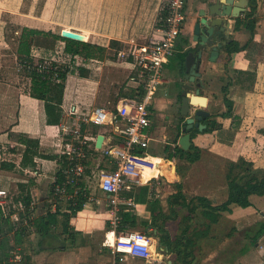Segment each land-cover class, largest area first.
I'll use <instances>...</instances> for the list:
<instances>
[{
  "label": "crops",
  "instance_id": "1",
  "mask_svg": "<svg viewBox=\"0 0 264 264\" xmlns=\"http://www.w3.org/2000/svg\"><path fill=\"white\" fill-rule=\"evenodd\" d=\"M161 1L65 0L66 15L70 11L71 14H76L77 18L70 20L71 23H66L64 29L84 34V41L104 46L106 53L102 59L70 56L76 59L74 62L82 68L81 74L78 75L76 71L73 75L70 74L72 82H68V78L65 80L63 112L60 123L56 126L59 137L44 131L46 126L42 102L29 94V80H25L24 71L17 67V47L11 52L10 45L4 38L2 16L8 8L2 7L0 2V151L5 143L17 145V151L11 153L18 156L17 160L2 161L13 166L1 167L12 172L1 174L0 187L8 191V196L9 193H16L18 207L15 208L9 203L5 205L0 223V241L6 236L10 246H17L24 264H89L90 261L95 264L97 255L103 257L102 243L108 237L110 229L113 230L114 212L112 206H108V195L101 190L99 195L89 192L83 207L72 213L68 199L73 194L69 193L68 197L57 199L51 191L56 171L60 167L59 159L63 157L58 151L70 138L64 134L62 125L66 124L71 128L76 123L83 122L87 126L83 135L88 140V156L84 161V174L79 179L83 182L82 187L89 191L86 178L91 173L98 174L100 169L115 168V163L102 154L101 147L108 143L109 139L115 143L120 140L112 136L109 124L85 122L82 119L97 106L114 109L120 98L131 96V88H136L135 82L130 79L134 69L132 53L145 46L151 35L155 34ZM208 2L209 0H186L185 21L176 40L177 45L183 46L184 50H197V36L193 33V26L200 18L199 11L207 9ZM247 9L248 5L237 17L244 16ZM237 17L229 18V29L223 39L226 44L235 39L240 45L247 44L246 47L233 52L227 66L223 62L226 44L211 59L208 51L202 53L199 72L204 84L201 96L205 99L202 104H192L190 108V114L197 108H204L209 112L207 116L215 118L221 125L211 131L198 129L193 133L191 142L208 149L219 160H237L242 155L264 160V0H257V21L251 39L245 26L241 25L239 29H235ZM13 19L22 27H38L34 19L18 16H13ZM184 38L188 39V44L184 43ZM178 48L176 49L180 51ZM11 53L15 56L11 57ZM176 53L165 60L162 82L154 91L149 104L152 120L150 131L153 138L151 146L145 152L150 161L157 159L159 166L161 165L158 170L163 174L166 172L163 168L167 153L178 144L179 136L183 133L180 131L181 122L184 120L180 115V106L182 90L184 85L189 83L185 77L186 57L184 64H180ZM93 72L97 74V78L90 77ZM228 81V95L234 102L232 118L218 115L225 110L222 87ZM191 84L190 92H193L194 82ZM67 101L71 102L69 108ZM201 122L206 123L204 117ZM15 134L39 138V150L47 154H57V157H34L31 162L25 163V145L13 137ZM99 134L104 136L101 147L96 146ZM178 160L173 161L176 164ZM159 183L156 176L146 183L150 190H153L154 197ZM10 189H15L16 192ZM254 196L256 195H251L250 199ZM26 197L30 202L28 214L24 210L25 202L22 200ZM9 198L7 197V202ZM103 205L107 208L103 209ZM20 206L22 208H19ZM132 206L139 216L149 217L144 203L134 202ZM48 209L57 214L54 221L48 224V229H44L41 228L40 218ZM97 246L100 247V252L97 251L100 254L94 249Z\"/></svg>",
  "mask_w": 264,
  "mask_h": 264
},
{
  "label": "trees",
  "instance_id": "2",
  "mask_svg": "<svg viewBox=\"0 0 264 264\" xmlns=\"http://www.w3.org/2000/svg\"><path fill=\"white\" fill-rule=\"evenodd\" d=\"M257 0H249L248 9L246 10L244 16L237 17L235 21V29H239L241 25L245 26L250 32V39L253 37L255 32V25L257 21L256 17ZM36 35L51 36L57 40L63 41V51L71 56H80L82 58H99L105 57L106 48L102 45L92 43L90 41H84V34L72 31L73 37H78L83 40H77L62 36L60 34L52 33L50 31L32 28L28 26L21 27V31L18 36L17 45V55L19 63L22 64V70L30 78L29 94L39 99L42 102V109L45 119V133L58 136L59 131L56 126L59 125L62 117V102L65 88V80L69 67L65 64H59L52 61L53 66H56L57 76L52 79L53 71L41 70L37 67L38 63L41 62V58H34L31 54V42ZM184 43L188 44L187 38H184ZM247 44L240 45L235 39H231L225 46V54L223 58L224 65L227 66L231 59V54L236 51L242 50ZM179 46L176 43V48ZM181 47V48H180ZM176 50V56L179 58V63L184 64V59L191 48L183 49L180 46ZM183 49V50H182ZM136 89L131 88L132 94L134 96ZM140 91L139 95L143 93L141 87H138ZM229 81L222 87L223 101L225 104V110L220 112L218 115L225 118H232L234 111V102L228 95ZM206 127L202 131H211L217 127H220V123L209 116L204 117ZM86 124L80 123L81 135L86 129ZM198 131V127L191 129V137L193 133ZM18 142L25 145V150L23 153L24 162H31L34 157L54 159L57 154H47L39 150V138L30 137L24 134H15L13 136ZM176 141V137H175ZM168 147L166 146V149ZM193 142H191L190 147L187 150L181 148L179 144H175L170 151L167 153V158L164 162L163 170L166 171L164 174L165 180L174 187L175 191L171 193L166 201L169 207V213H165L160 206L159 200L154 197L153 190L151 191L147 184H142L141 186H132L129 190H124L120 192V199H131L133 202L144 203L147 210L149 211V217L144 218L139 216L134 210L133 206L119 203L116 215L118 217V223L115 228V232L125 231L129 227L135 228L137 226H142L147 229L149 234L151 228L155 229L153 235L158 240V247H164L166 252H171L176 256L177 264H191L192 258L195 253L193 250V245L195 243L196 237H202L207 235L210 230L211 223H217L222 216L223 212L230 211V205L234 204L240 207H248L252 205L250 199L251 195L264 196V175H250L246 178V174H239L237 170H248L245 165L251 162L239 157L237 160H226L228 165V170L224 174V185L226 197L218 203L212 202L213 199L200 193V188L205 178H196L197 184L193 179L188 178L193 173L194 176L202 175L204 172H208L214 177H218L220 171L219 160L215 157L209 150H203ZM168 150V149H167ZM141 151V150H140ZM140 151L138 153H140ZM174 159L185 160L187 165L182 170L181 167L173 161ZM218 161V162H217ZM65 156L60 157L59 165L55 174V180L51 185V191L54 196L55 185L61 184L65 180L63 174V168L66 166ZM215 164V165H214ZM2 167H12L13 164H8L6 162H1ZM248 166V165H247ZM194 184H193V183ZM193 184V186L190 185ZM83 182L79 179L76 184L67 185V193L73 194L68 199V206L72 213L83 207L84 202L87 200L89 191L82 187ZM224 186L220 184L218 188L223 189ZM29 198L22 199L24 204V210L28 214L30 208ZM179 205L187 210V214L184 215L183 221L190 219L195 210L200 211L202 218L204 219L205 226L201 229L195 228L191 231L189 224L182 228L180 235L172 237L167 226L166 219L170 218L171 214L176 215L175 207ZM57 212H50L48 209L45 214H42L40 218V224L44 229H48V224L54 221V216ZM65 216V214H64ZM67 216V215H66ZM3 214L2 208L0 206V223L2 222ZM264 233V220L256 222L255 229L248 232L251 236L250 241L240 248L242 254L248 253L253 247L254 243L260 235ZM0 235H2V229L0 227ZM18 237H16V242ZM15 242V243H16ZM12 245H9V240L6 236L0 241V263H6L8 261V255ZM250 249V250H249ZM232 261V260H231ZM224 263V264H228Z\"/></svg>",
  "mask_w": 264,
  "mask_h": 264
},
{
  "label": "rangeland",
  "instance_id": "3",
  "mask_svg": "<svg viewBox=\"0 0 264 264\" xmlns=\"http://www.w3.org/2000/svg\"><path fill=\"white\" fill-rule=\"evenodd\" d=\"M0 2H2V7L8 8V10L3 13L4 16H2V21L4 38L8 42V45H10V51L16 50L15 48L18 45V36L22 27L19 22L14 19L12 20L13 16H18L19 18L23 19H34L37 21L36 25H38V27L34 28L50 31L52 33L60 35H62L64 25L66 23H71L70 20L77 18V15L71 14L70 11L68 12V15H66L65 0H0ZM31 43V54L34 58H41L40 63L48 60H53L54 62L65 64L69 67L70 71L66 76V78H68V82H72L71 75H73L75 71L78 75L79 73L81 74V65H76V63L74 62V60L76 59H72L70 57L71 55L64 53L63 41L57 40L51 36L36 35L34 36ZM10 55H12V53ZM14 56L15 55L13 54L11 57ZM16 62L18 63L17 67H19L20 71L23 72L22 66L19 65L20 63L18 55ZM25 75V80L27 82L29 80V84L27 85V88L29 89L30 78L27 74ZM90 77L97 78V74L93 72ZM70 103L71 102L67 101L68 108L71 106ZM149 146H151V143ZM16 147L17 145L5 143L3 150L0 151V163L6 160H17L18 156L13 155L17 151ZM12 149L14 150L12 151ZM203 150L208 151V149L206 148H204ZM11 152L14 153L12 154ZM210 152L208 151V153ZM212 154L214 155V153ZM239 157L251 162L250 165L249 163L245 165L246 167H248V170H237L240 175L246 174V178L250 175H264L263 159L257 160L246 155H242ZM219 161L220 162L218 170L220 171V174L218 175V177H214L211 174H208V172H204L202 175L198 176H194L192 173L191 176H188V178L193 179L195 184H197L196 178H205L204 182L201 185L200 193L213 199L212 202L214 203H218L226 197L224 174L228 170V165L226 163V160ZM177 163L181 167V169L185 170L186 172V169H184V167L187 165V162L185 160L181 161L179 159ZM158 166L159 164L157 161L156 167H153V174H155L153 176H156V178L159 179L160 183L157 187L158 191L156 192L155 198L159 200L160 206L163 211L165 213H169V207L166 198L173 192L174 187L169 186L168 182L165 180L164 174L158 170ZM1 167L2 166L0 165V178L2 177V173L5 174L6 172H12L10 169H3ZM86 179L88 187L90 188L89 192L92 195H99V190L101 189L98 187L96 174L91 173ZM192 183H190L191 186H193L194 184ZM220 184L224 186L223 189L218 188ZM135 186L141 185L137 184ZM0 189L3 188L0 187ZM13 192H16V190L14 189ZM7 197H10L8 202ZM0 201H2V203L0 204L2 208V214L4 213L3 210L5 205H8V203L13 204L15 208L18 207L16 201V193H9L8 196V191H6V196L4 197V199L0 198ZM251 201L252 205L248 207H240L234 204L230 205V211L223 212L217 223L210 224V230L207 235L196 237L195 243L193 245L195 255L192 258L191 264H224L227 262H229L228 264H264V233L258 237L254 245H252V249H249L250 251L248 253L242 254L241 252H239L240 248H242L243 245L247 244L251 239V236L248 235V232H251V230L255 229L256 222L264 220V196L260 197L256 195ZM109 204V207L112 206L110 202ZM136 204H139V202H136ZM19 208L22 207L20 206ZM102 208L105 209L107 207L106 205H103ZM175 209L176 215L171 214L170 218H167L165 222L172 237L180 235L182 228L187 224H189L191 231H193L195 228L201 229L205 226L206 221H204V219L202 218L199 209L195 210L192 217L185 221H183V217L187 214L186 208L177 205ZM131 231L147 232L148 230L142 226H137L135 228L129 227L127 230L120 232L129 233ZM150 231L152 232V234L150 235L154 239V246L152 245L151 248L153 260H144L128 255L117 256L116 254H114L112 245L113 238L117 234V232L110 229L109 233H107L108 237L104 239V243H102L101 246V248L103 249L101 252L103 257L101 256L100 258L98 255L96 256L95 253V264H177L175 261L176 256L173 253L166 252V250H164V247H158V240L153 235V231L155 232V229L151 228ZM94 249L97 252L100 247L97 246ZM98 252L97 254H100ZM90 258L92 259L93 256L91 255ZM85 264H88V262H86ZM89 264H91V261L89 262Z\"/></svg>",
  "mask_w": 264,
  "mask_h": 264
},
{
  "label": "built area",
  "instance_id": "4",
  "mask_svg": "<svg viewBox=\"0 0 264 264\" xmlns=\"http://www.w3.org/2000/svg\"><path fill=\"white\" fill-rule=\"evenodd\" d=\"M185 5L186 0H162L158 8L155 34L151 35L145 46L137 48L132 53L134 69L130 79L136 84L135 95L120 98L114 109L97 106L86 118L82 119L85 122L109 124L112 136L120 140L115 143L109 139L108 143L101 147L102 154L115 163V168L100 169L96 174L98 187L108 195V200L112 205L114 212L112 229L114 231L118 223L116 215L118 204L134 205L131 199L121 200L120 192L129 190L137 184L148 183L155 177L151 175L146 181L141 180V175L146 168L143 159L150 158L145 150L153 138L150 131L152 120L149 104L154 91L162 82L165 60L173 56L177 50L176 40L185 21ZM52 61H44L37 67L41 70H52V79H54L57 76L55 72L57 67L53 66ZM19 65L22 66V64ZM138 87L143 90L141 95L138 94L140 91ZM62 130L70 138L58 151L60 155L65 156L67 163L63 168L65 180L55 185L54 193L57 199L69 196L67 185L78 183L79 178L84 174V161L88 156L86 149L88 140L86 136L81 135L80 122L71 128L64 124ZM5 196L6 190L0 189V198L4 199ZM118 233L114 236L112 245L114 254L153 260L151 248L152 245L154 246L152 244L154 239L148 232ZM4 264H24L17 246L12 245L8 261Z\"/></svg>",
  "mask_w": 264,
  "mask_h": 264
},
{
  "label": "water",
  "instance_id": "5",
  "mask_svg": "<svg viewBox=\"0 0 264 264\" xmlns=\"http://www.w3.org/2000/svg\"><path fill=\"white\" fill-rule=\"evenodd\" d=\"M249 0H209L207 9L199 11L200 18L194 23L193 33L197 36V50H191L187 53L185 59L186 74L189 83L184 85L182 90L180 115L184 117L181 122L178 144L182 149L187 150L191 145V129L198 127L203 130L206 124L202 123L203 117L209 112L200 107L190 114L192 104H202L204 97L201 96V89L204 86L199 72V61L204 51L209 52V58H213L219 53L220 48L226 44V30L229 29V18H236L246 9ZM62 36L83 40L72 36V31L64 29ZM194 82V91L190 92ZM179 131V132H180ZM104 136L99 134L96 138V146L101 147ZM163 160V159H161ZM161 166V165H160Z\"/></svg>",
  "mask_w": 264,
  "mask_h": 264
},
{
  "label": "bare ground",
  "instance_id": "6",
  "mask_svg": "<svg viewBox=\"0 0 264 264\" xmlns=\"http://www.w3.org/2000/svg\"><path fill=\"white\" fill-rule=\"evenodd\" d=\"M143 161H144V164L146 165V168L144 169L143 174L141 175V180L146 181L151 175H153V172H154L153 167H156L157 159L150 161L149 159L145 158V159H143ZM160 163L162 164L163 162L160 161ZM113 240H114V238H113Z\"/></svg>",
  "mask_w": 264,
  "mask_h": 264
}]
</instances>
